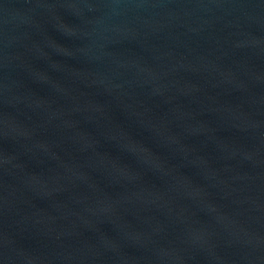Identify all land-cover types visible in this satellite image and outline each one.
Returning a JSON list of instances; mask_svg holds the SVG:
<instances>
[{"label":"water","instance_id":"95a60500","mask_svg":"<svg viewBox=\"0 0 264 264\" xmlns=\"http://www.w3.org/2000/svg\"><path fill=\"white\" fill-rule=\"evenodd\" d=\"M0 264H264V0H0Z\"/></svg>","mask_w":264,"mask_h":264}]
</instances>
